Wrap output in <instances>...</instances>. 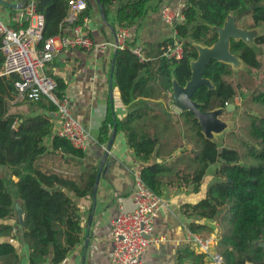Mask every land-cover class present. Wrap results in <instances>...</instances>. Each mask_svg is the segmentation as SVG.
Returning <instances> with one entry per match:
<instances>
[{"label": "trees", "instance_id": "obj_1", "mask_svg": "<svg viewBox=\"0 0 264 264\" xmlns=\"http://www.w3.org/2000/svg\"><path fill=\"white\" fill-rule=\"evenodd\" d=\"M85 1L86 8L73 25L83 24V19L90 16L92 4ZM153 1L121 0L114 11V23L132 27L148 12ZM99 2L107 19L114 1ZM34 4L44 20L38 47L48 37L69 32L71 25L65 21L68 0H34ZM237 9L241 11L236 21L241 20L242 25L248 28L264 25V0H186L182 9L184 21L175 25V37L183 47L180 59L162 55L163 47L173 37L145 43L142 61L129 48L116 49L113 82L121 104L128 106L139 98L166 104L162 107L142 103L120 118L109 104L97 142L107 143L110 129L116 124L135 159L143 164L139 171L142 181L159 196L166 187L199 192L210 165L215 164L204 195L180 207L187 218L193 219L187 223L188 230L203 235L214 233L215 251L222 257V264H264V246L259 245L264 242V111L257 115L247 112L250 104L264 106V49L259 54L242 40L231 39L230 51L246 68L234 71L227 63L211 60L204 76L214 87L201 86L192 95L202 111L225 107L239 95L243 135L234 130L227 134L231 140H238L240 149L206 138L192 113L175 111L170 97L167 104L172 79L180 85L190 79V62L198 55L194 43L211 46L217 39L212 27L221 26L227 14ZM247 18L251 22L247 23ZM254 42L264 48V32ZM2 62L0 51V66ZM253 70L263 74L258 84ZM53 79L57 95L63 98L64 81ZM16 80L15 74L0 72V166L9 170L10 177L17 178L16 181L8 178L12 184L9 188L6 177L0 173V220L14 217L15 222H0V237L12 236L16 231L17 198L23 215L19 232L28 249V263L43 264L51 251L50 261L59 263L80 240L76 198L92 193L97 166L82 164L84 150L52 133L56 107L51 101L17 100L37 106L41 111L35 114L22 115L10 110L11 101L16 99ZM12 128H15L13 134ZM48 138L50 146L44 142ZM55 151L65 154L81 170L65 173L42 168V157ZM205 257L204 253L186 247L179 252L178 261L205 264ZM0 264H18V254L11 241H0Z\"/></svg>", "mask_w": 264, "mask_h": 264}, {"label": "crops", "instance_id": "obj_2", "mask_svg": "<svg viewBox=\"0 0 264 264\" xmlns=\"http://www.w3.org/2000/svg\"><path fill=\"white\" fill-rule=\"evenodd\" d=\"M92 10L89 17L83 19L84 31L98 42L112 41L115 32L119 28L114 23V11L121 0H113L111 7L104 18L95 3L89 0ZM25 0H0V18L8 26L18 27L20 11ZM186 0H154L148 12L141 17L131 28V43L140 45L145 43H158L172 36V28L163 23L159 9L163 4H169L182 11ZM247 23L248 18L245 20ZM239 27L248 28L237 22ZM263 46H257V48ZM115 49H107L104 52L87 51L80 48H59L51 62L47 64V74L52 78H61L65 83L64 96L68 101L71 114L75 120L87 130L89 134L88 147L84 150L85 157L82 164H92L102 167L96 192L76 198L80 215V240L67 256L59 263H52V251L43 264H112L111 263V225L120 209L131 210L133 208L132 193L134 186V173L140 171L143 166L138 162L130 148L126 145L124 135L116 130L114 140L108 155L101 163L105 153L106 143L98 145L97 139L101 124L104 121L109 103L108 78L111 60ZM2 66V64H1ZM0 66V72H1ZM113 112L117 117H122L130 108L149 102L162 106L166 104L161 100L139 98L130 105L124 106L119 100L118 90L112 80ZM168 95L167 104L169 103ZM15 100L10 103V110L22 115L39 113L41 110L27 102ZM18 102V103H16ZM171 102V101H170ZM171 107L179 112L178 109ZM53 115V129L57 124V118ZM113 129V127H112ZM110 129V134L112 132ZM50 146V138L44 141ZM42 168H48L65 173H78L81 169L73 161L59 151L46 154L41 159ZM0 173L6 177L8 187H12L8 178L16 181V177L9 176V170L0 166ZM200 191V190H199ZM14 196L15 191L12 189ZM193 193L189 189L177 190L166 187L160 196L162 205L157 211L154 220L152 235L159 241L152 242L141 255V264H191L190 261L179 263V252L189 247L187 223L193 219L187 218L181 211V205L186 202L194 203L204 195ZM18 202L17 198L15 203ZM19 203V202H18ZM17 218V217H16ZM0 222L15 223L14 217L0 220ZM17 224V223H16ZM12 236L0 237V241H11L18 254V264L28 263V249L19 232ZM220 231V230H219ZM214 235V233H210ZM217 240V238H216ZM196 252V251H195ZM197 253V252H196ZM205 264H213L210 258H205Z\"/></svg>", "mask_w": 264, "mask_h": 264}, {"label": "built area", "instance_id": "obj_3", "mask_svg": "<svg viewBox=\"0 0 264 264\" xmlns=\"http://www.w3.org/2000/svg\"><path fill=\"white\" fill-rule=\"evenodd\" d=\"M34 0H25L21 7L18 27L6 25L0 18V51L3 56L1 74H15L16 98L29 101L46 99L56 107L57 118L54 134L67 138L74 147L85 150L88 147L89 134L71 114L65 96L60 98L55 89V80L47 74V64L54 58L59 48H80L87 51L104 52L107 49H125L144 60L142 47L131 42V28L119 27L112 41L98 42L89 36L82 24L73 22L86 8L85 0H68V13L65 21L70 26L68 33L48 37L38 47L44 25L43 16L35 11ZM160 18L172 28V42L163 47L162 55L180 59L183 56L182 42L177 39L175 25L184 21L182 11L169 4L161 5ZM109 126V124H108ZM112 129V128H111ZM133 208L120 209L111 225V263L141 264V255L158 238L152 235L154 220L162 199L142 181L139 172L134 173L132 193ZM189 245L197 253H204L215 264H222V257L215 251L214 235L188 232Z\"/></svg>", "mask_w": 264, "mask_h": 264}, {"label": "water", "instance_id": "obj_4", "mask_svg": "<svg viewBox=\"0 0 264 264\" xmlns=\"http://www.w3.org/2000/svg\"><path fill=\"white\" fill-rule=\"evenodd\" d=\"M101 15L103 16L102 6L99 0H95ZM241 9L230 11L223 24L221 26L212 27L217 33V39L211 46H206L199 43H194L198 51L197 58L190 62L191 75L190 79L185 83V85H180L173 78L172 86L170 88V99L173 107L179 111H189L197 119L200 126L201 132L204 136L219 144L218 139L215 135L220 134L226 127L227 122L221 118V115L225 111H231L234 108L233 103H228L225 107H217L212 110L202 111L200 109L199 103L192 99V95L201 86H207L208 88H213L211 81L204 76L206 72V66L211 60L221 61L231 65L234 71L240 69H245V63L235 54L230 51V40H242L247 45L257 49L255 45V37L264 32V25H258L251 28L239 27L236 23V17L238 16ZM261 30V32H259ZM116 49L113 52V57L111 60V67L108 78V95L109 103L112 107L113 97H112V80H113V69H114V55ZM53 116V115H52ZM18 123L16 124V127ZM15 128H12L11 133L13 134ZM116 134V124H114L112 132L105 146L104 157L101 163L104 162L105 156L111 148L112 142ZM102 167L97 168V175L93 187V194L96 192V188L99 182ZM18 223L23 226V215L22 208L18 202L15 203ZM259 245L264 246V242H259Z\"/></svg>", "mask_w": 264, "mask_h": 264}, {"label": "rangeland", "instance_id": "obj_5", "mask_svg": "<svg viewBox=\"0 0 264 264\" xmlns=\"http://www.w3.org/2000/svg\"><path fill=\"white\" fill-rule=\"evenodd\" d=\"M248 21H251V19L248 18ZM239 22L241 23L242 21L240 20ZM243 23L244 22H242L241 24H243ZM259 32H261V30H259ZM261 48L262 47L257 48L259 54L261 53ZM253 73L255 74V78H256L255 83L258 84L260 79L262 78L263 74L260 72L256 73L254 70H253ZM233 104L235 106L231 111H225L221 115V118L227 122V127L220 134L215 135V137L218 139L217 141H219V145H224V146L240 149L239 144H238V140H231V138H229L228 134H227L230 130H234L237 134L243 135V132L240 129V124H241L240 115L242 114V112H241L242 111V107H241L242 100L239 98V95L235 98ZM250 106H251V108L248 107V110H247V112L249 114L257 115L261 112V110L264 111V106L260 105L261 108L257 104H250ZM215 167H216L215 164L210 165V167L208 169L209 173L204 178L199 193H201L202 191L205 192L207 185L211 181L212 172L214 171ZM213 264H215V263L213 262Z\"/></svg>", "mask_w": 264, "mask_h": 264}]
</instances>
